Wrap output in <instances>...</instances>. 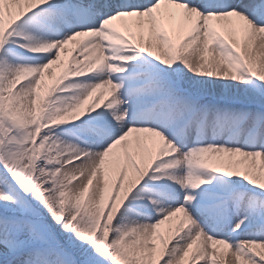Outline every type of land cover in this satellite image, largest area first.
<instances>
[{"label": "snow or ice", "instance_id": "obj_1", "mask_svg": "<svg viewBox=\"0 0 264 264\" xmlns=\"http://www.w3.org/2000/svg\"><path fill=\"white\" fill-rule=\"evenodd\" d=\"M0 264H264V0H0Z\"/></svg>", "mask_w": 264, "mask_h": 264}, {"label": "bare ground", "instance_id": "obj_2", "mask_svg": "<svg viewBox=\"0 0 264 264\" xmlns=\"http://www.w3.org/2000/svg\"><path fill=\"white\" fill-rule=\"evenodd\" d=\"M57 71H59V70H57ZM96 95H99V92Z\"/></svg>", "mask_w": 264, "mask_h": 264}]
</instances>
